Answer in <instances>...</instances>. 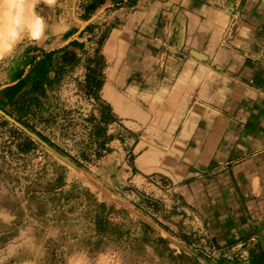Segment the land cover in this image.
<instances>
[{"label":"rangeland","instance_id":"374dc122","mask_svg":"<svg viewBox=\"0 0 264 264\" xmlns=\"http://www.w3.org/2000/svg\"><path fill=\"white\" fill-rule=\"evenodd\" d=\"M31 4L24 23L40 18V38L23 27L0 56V264H253L223 257L232 247L182 216L168 175L137 168L139 134L100 93L138 10L235 1Z\"/></svg>","mask_w":264,"mask_h":264},{"label":"crops","instance_id":"0c3cea01","mask_svg":"<svg viewBox=\"0 0 264 264\" xmlns=\"http://www.w3.org/2000/svg\"><path fill=\"white\" fill-rule=\"evenodd\" d=\"M234 1L138 10L100 93L139 134L137 168L173 180L182 216L231 246L223 257L264 264V0Z\"/></svg>","mask_w":264,"mask_h":264},{"label":"clouds","instance_id":"9594fccd","mask_svg":"<svg viewBox=\"0 0 264 264\" xmlns=\"http://www.w3.org/2000/svg\"><path fill=\"white\" fill-rule=\"evenodd\" d=\"M39 0H32V4ZM51 4L54 0H44ZM25 0H0V20L3 27L0 29V56L11 51L13 45L21 38L22 25L24 24ZM43 30L40 18L28 24V35L32 39H39Z\"/></svg>","mask_w":264,"mask_h":264},{"label":"trees","instance_id":"16d2710c","mask_svg":"<svg viewBox=\"0 0 264 264\" xmlns=\"http://www.w3.org/2000/svg\"><path fill=\"white\" fill-rule=\"evenodd\" d=\"M17 85H13V86H8V87H6V90H12L13 88H15ZM27 112H28V109L26 110ZM24 123V125L26 126V127H28L29 129H31V130H34V128H32L27 122H23ZM40 136H41V134H39ZM43 137V136H42ZM45 139V138H44ZM27 147L26 148H24V150H28V149H30L31 147H32V145L34 144V142L31 140V141H29V142H27ZM84 157V159H87V158H85V156H83Z\"/></svg>","mask_w":264,"mask_h":264},{"label":"water","instance_id":"95a60500","mask_svg":"<svg viewBox=\"0 0 264 264\" xmlns=\"http://www.w3.org/2000/svg\"><path fill=\"white\" fill-rule=\"evenodd\" d=\"M197 58H199V59H203L204 57V55L203 54H201V53H199V52H196V51H194V53H193Z\"/></svg>","mask_w":264,"mask_h":264},{"label":"bare ground","instance_id":"6f19581e","mask_svg":"<svg viewBox=\"0 0 264 264\" xmlns=\"http://www.w3.org/2000/svg\"><path fill=\"white\" fill-rule=\"evenodd\" d=\"M28 12H29V11H28ZM26 14H27V13H26ZM27 15H28V14H27ZM27 15H26V16H27ZM29 15H30V13H29ZM28 24H30V23L25 22V23L22 25V28H23V27H26V26L28 27ZM1 25H3V24H1ZM0 28H1V27H0ZM24 30H25V29H24Z\"/></svg>","mask_w":264,"mask_h":264}]
</instances>
